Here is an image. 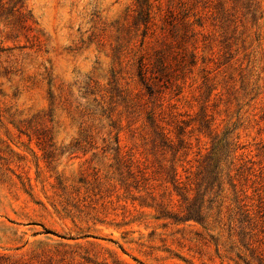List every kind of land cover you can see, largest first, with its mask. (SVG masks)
<instances>
[{"label":"rangeland","instance_id":"rangeland-1","mask_svg":"<svg viewBox=\"0 0 264 264\" xmlns=\"http://www.w3.org/2000/svg\"><path fill=\"white\" fill-rule=\"evenodd\" d=\"M24 1L32 26L0 17L1 264H264V0H150L146 36L136 0ZM165 42L196 63L151 96Z\"/></svg>","mask_w":264,"mask_h":264},{"label":"trees","instance_id":"trees-1","mask_svg":"<svg viewBox=\"0 0 264 264\" xmlns=\"http://www.w3.org/2000/svg\"><path fill=\"white\" fill-rule=\"evenodd\" d=\"M14 3L12 10L7 13V15H13L15 12H18L21 16L20 21L23 22V24L30 23V26L33 25L34 20L31 18L30 15H28L25 12V1L24 0H0V17H2L5 14V10L8 8V5ZM152 4L150 0H136L135 4V16L134 20L135 23L139 22L144 26V36H146L147 31L149 29L151 20H152ZM179 15L174 14L173 12H170L168 16L165 19V24L169 27V35L174 37V28L177 23H181L184 29L187 28V23L180 21ZM187 31V30H186ZM185 31V32H186ZM181 43L177 42L176 44L165 42L164 46L165 48L159 52L158 57L155 61L150 60V57L142 56L139 59L138 62V77L140 82L146 87L149 94L152 96L156 93V91H159L165 83L163 82H169V80L172 79L173 75V67L177 64L180 65L181 63L186 64H195L196 58L195 56H190V59L185 58L184 56H181L179 59L180 53L177 52L178 48H181ZM170 75L172 76L170 78ZM114 83L116 80H112ZM103 107V106H102ZM147 118L149 122H151L152 126L155 127L156 133L161 137H166V134H169L164 131V129L161 127L160 124L157 123L156 120V109L152 108L149 111H147ZM29 125V124H28ZM180 127V126H179ZM27 130H32V134L36 136L38 139V144L41 147V149L44 151V158H52L55 149L53 148L54 145L52 144L53 138H50L49 131L43 130L42 128H35L33 129V125L30 124L28 126ZM206 170L205 176L203 179H213L215 175V171L209 170L208 168H204ZM204 170L201 171V173H204ZM220 173V172H219ZM178 174L176 173L174 175L173 183L177 185H182L183 181L181 178L177 177ZM219 178V174L217 179ZM212 193V190H210ZM188 193V192H187ZM198 193V192H197ZM198 194L195 195V197L191 198L190 196L187 197V207H186V218L187 220L193 219L200 223L205 222L207 211L204 209L203 206H201L198 210H196V204L198 202ZM208 201H213L212 197H209ZM47 233H52L51 230L46 229ZM3 257L0 256V264Z\"/></svg>","mask_w":264,"mask_h":264}]
</instances>
